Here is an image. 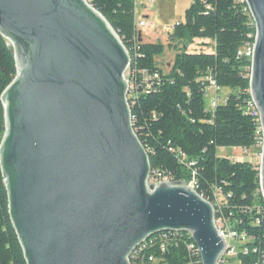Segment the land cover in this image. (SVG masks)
Listing matches in <instances>:
<instances>
[{
	"label": "water",
	"instance_id": "95a60500",
	"mask_svg": "<svg viewBox=\"0 0 264 264\" xmlns=\"http://www.w3.org/2000/svg\"><path fill=\"white\" fill-rule=\"evenodd\" d=\"M245 1L264 132V0ZM0 33L18 69L1 96L0 164L27 264H130L142 242L175 230L217 264L226 243L212 202L185 182L149 185L124 78L131 58L108 20L88 0H0ZM260 178L264 195V142Z\"/></svg>",
	"mask_w": 264,
	"mask_h": 264
},
{
	"label": "trees",
	"instance_id": "16d2710c",
	"mask_svg": "<svg viewBox=\"0 0 264 264\" xmlns=\"http://www.w3.org/2000/svg\"><path fill=\"white\" fill-rule=\"evenodd\" d=\"M110 23L132 57V68L159 72L157 90L142 94L132 105L133 126L149 155L151 172L160 171L173 182L190 183L204 198L215 202L217 193L227 200L222 212L234 228L249 236L250 250L264 251V195L260 166L248 160L218 155L220 147L250 149L256 145L258 124L245 110L250 99V62L238 50L255 32L245 0H192L185 21L173 26L171 43L182 48L169 72L158 65L166 47L137 43L136 0H88ZM196 39L215 42L212 53H191ZM14 49L0 33V145L5 134V108L1 96L17 75ZM211 76L232 92L214 110L206 105ZM220 216L216 208V218ZM258 254L243 256L249 262ZM166 264H187L183 248L164 256ZM0 264H27L12 224L9 198L0 164Z\"/></svg>",
	"mask_w": 264,
	"mask_h": 264
},
{
	"label": "built area",
	"instance_id": "2783aa9c",
	"mask_svg": "<svg viewBox=\"0 0 264 264\" xmlns=\"http://www.w3.org/2000/svg\"><path fill=\"white\" fill-rule=\"evenodd\" d=\"M252 24L255 27V32L248 35V40L238 50V56L245 57L250 62V65L247 67L250 79L253 70V58L255 55L257 41V30L254 20ZM145 25L146 21H137V19L135 20V38L137 43H141L139 41V28ZM127 51L130 55L131 61L124 74V78L127 83L128 104L132 110V105L135 102L136 98H138L142 94H148L152 91L157 90V88L161 84V76L159 72H151L148 69L139 70L137 68H132V57L128 49ZM206 80L209 81V85L206 87V100L207 98L209 100V106L207 108L209 110H214L219 105V96L221 95V92L224 88L219 86L216 81L211 78V76L206 77ZM210 92L212 95L211 99H209ZM245 110L248 114H251L255 118L258 124L255 146L263 148L264 132L261 122V112L252 94L250 99L246 102ZM161 181L173 182L169 178L165 177L160 171L151 172L149 177V185L157 184ZM186 184L195 189L196 183L194 181ZM221 205H227V200L224 199V203ZM221 205L215 207V210L216 208H218V211L220 213V216L216 218V224L219 230V234L224 239L226 246L217 264H264V251L261 252L258 250V248L250 250L248 247H246L245 244L250 240L249 236L246 233H242L234 228L231 216H227L222 212ZM234 239L246 241V243L242 244L240 247H236L232 244ZM180 248H183L185 253L187 254V264H203L199 255V247L196 245L191 233L178 230L162 231L146 239L130 254L129 262L130 264H166L164 263V256L167 255L170 251ZM250 253L258 255L255 259H251L249 262H245L240 259V254H242L243 256H249Z\"/></svg>",
	"mask_w": 264,
	"mask_h": 264
},
{
	"label": "rangeland",
	"instance_id": "374dc122",
	"mask_svg": "<svg viewBox=\"0 0 264 264\" xmlns=\"http://www.w3.org/2000/svg\"><path fill=\"white\" fill-rule=\"evenodd\" d=\"M192 4V0H136V19L137 21L144 20L146 25L139 28V37L144 43H162L166 50L163 56L157 58L158 65L161 66L164 72H169L174 61L175 55L182 48L180 42L171 43L169 41V33L173 26L179 22L185 21L186 10ZM9 45H12L8 41ZM215 48V42L210 39H196L189 45L188 51L191 53H212ZM14 49V48H13ZM232 91L224 88L221 92L220 103H223ZM211 92L209 99H211ZM207 107L209 100H206ZM263 148L254 146L250 149L220 147L218 155L236 160H248L255 165L261 167ZM263 193V192H262ZM224 196L217 193L216 202L212 203L214 208L224 203ZM246 241L234 239L233 246L240 247Z\"/></svg>",
	"mask_w": 264,
	"mask_h": 264
},
{
	"label": "crops",
	"instance_id": "0c3cea01",
	"mask_svg": "<svg viewBox=\"0 0 264 264\" xmlns=\"http://www.w3.org/2000/svg\"><path fill=\"white\" fill-rule=\"evenodd\" d=\"M136 13H137V9H136Z\"/></svg>",
	"mask_w": 264,
	"mask_h": 264
}]
</instances>
